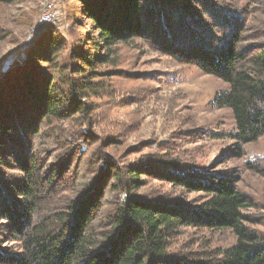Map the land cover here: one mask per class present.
Returning <instances> with one entry per match:
<instances>
[{"label": "trees", "instance_id": "16d2710c", "mask_svg": "<svg viewBox=\"0 0 264 264\" xmlns=\"http://www.w3.org/2000/svg\"><path fill=\"white\" fill-rule=\"evenodd\" d=\"M77 1L91 23V36L80 38L70 56L59 40L50 43L44 59L34 54L50 67L39 83L30 73L22 81L0 82V214L13 229L12 241L20 245L18 252L0 247V264H165L170 241L187 225L235 235L236 244L207 264H264V239L246 226L256 219L243 213L251 206L240 195L235 176L211 175L207 180L203 174L199 182L196 178L191 182L190 176L173 180L205 194L199 208L185 215L143 192L153 175L186 166L171 156V148L160 149L165 156L157 159L149 155L151 164L136 160L120 165L104 154L92 176L77 173L73 179L74 172L61 171L66 160L75 163L77 153L92 151L93 142L83 143L93 133L95 121L90 124V119L99 111L95 102L112 97L110 80L120 66L119 48L136 46L140 38L145 39L139 42L143 49L197 67L228 86L218 92L214 105L231 111L235 123L231 137L239 157L244 156L242 148L264 138V47L245 46L242 32L235 29L224 30L222 36L213 30H189L194 24L187 19L195 21L194 28L205 26L191 7L209 0H171L167 13L159 6L163 0ZM212 15L224 19L218 9ZM157 23L163 30H153ZM153 31L158 35L149 38ZM195 32L204 33L209 42H200ZM69 120L74 127L66 129ZM47 141L54 147L50 155L60 147L54 161H46L48 151L37 150L40 144L42 150L49 147ZM9 163L16 165L18 177L2 170Z\"/></svg>", "mask_w": 264, "mask_h": 264}, {"label": "rangeland", "instance_id": "374dc122", "mask_svg": "<svg viewBox=\"0 0 264 264\" xmlns=\"http://www.w3.org/2000/svg\"><path fill=\"white\" fill-rule=\"evenodd\" d=\"M168 1L171 2L163 0L159 5L165 13ZM46 3L53 5L58 15L44 24L40 16ZM231 7L236 10H229ZM191 8L197 20H204L205 26L194 28L195 21L187 19L194 24L189 30H213L214 34L222 36L224 30L235 29L242 32L245 46L253 48L261 44L264 47V0H209L207 4L196 1ZM217 9L224 16L222 21L212 15ZM167 21L171 20L167 18ZM168 23L171 29L177 30L173 27L175 24ZM153 30L163 28L157 23ZM93 32L77 0H17L13 4H0V82L22 81L24 75L30 73L39 83L42 73L50 74V67H45L44 61L34 58V54L43 55L44 59L50 43L59 40L60 46L67 47L65 54L70 56L80 38L86 34L91 36ZM204 33L195 32L196 38L209 42ZM156 35L153 31L148 36ZM140 39L136 46L119 48L120 66L113 69L115 75L110 80L112 97L95 102L99 111L90 119V124L95 121L93 133L90 140L86 138L83 143L88 146L93 142L90 151L93 153L83 156L77 153L76 162L66 160L61 171L65 175L74 172L73 179L77 178V173L92 176L104 154L120 165H127L136 160L147 161L149 155L160 158L165 156L160 149L171 148V156L183 160L186 166L150 177L143 190L145 195L161 198V203H171L185 215H192L205 201V194L192 192L173 180L185 181L190 176L191 182L193 178L199 182L203 174L204 179L211 175L235 176L239 178L240 195L251 206L243 213L256 219L246 226L264 239V164H258L259 160L264 162V138L242 148L244 156L239 157L237 143L231 137L235 127L232 113L214 105L218 92L228 86L215 77L204 75L197 67L179 65L157 50L143 49L140 43L145 39ZM65 125L66 129L74 127L70 120ZM89 127L91 129V125ZM47 145L49 147L44 150V145H37V150L40 153L48 151L46 161L49 158L54 161L60 147H55L57 151L50 155L54 147L50 141ZM147 164L151 163L147 161ZM2 170L18 177L14 163ZM107 209L108 205L104 214L109 211ZM12 230L0 214V247L18 252L20 245L12 241L9 234ZM236 241L230 230L213 231L187 225L170 241L165 264L213 263Z\"/></svg>", "mask_w": 264, "mask_h": 264}, {"label": "built area", "instance_id": "2783aa9c", "mask_svg": "<svg viewBox=\"0 0 264 264\" xmlns=\"http://www.w3.org/2000/svg\"><path fill=\"white\" fill-rule=\"evenodd\" d=\"M58 13L53 10V5L46 3L44 4L41 16H40V21L41 23L47 24L52 22L56 17Z\"/></svg>", "mask_w": 264, "mask_h": 264}]
</instances>
